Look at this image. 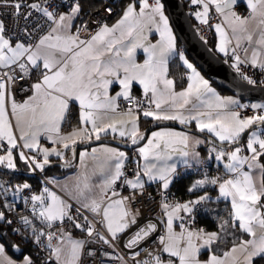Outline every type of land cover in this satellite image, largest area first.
Instances as JSON below:
<instances>
[{"label": "snow or ice", "instance_id": "snow-or-ice-1", "mask_svg": "<svg viewBox=\"0 0 264 264\" xmlns=\"http://www.w3.org/2000/svg\"><path fill=\"white\" fill-rule=\"evenodd\" d=\"M189 2L196 6L192 15L218 34L217 51L228 58L225 63L230 62L247 84L255 85L247 69L264 75V0H245L247 15L236 12L239 0ZM0 7H12L13 15L24 21L21 25L17 19L16 28L11 29L0 19V167L18 171V158L30 173L44 172L52 165L51 157H56L61 167L71 168L77 145L108 135L114 139L118 135L135 146L146 139L139 130L142 116L155 122H194L199 132L214 138L208 141L210 156L223 162L225 170L223 176L196 180L187 190L193 198L176 201L170 192L178 174L174 158L189 168L193 162L203 163L196 151L204 143L199 138L172 129L151 132L136 149L144 163L136 162L133 178L126 172L129 158L124 151L108 146L85 148L79 152L80 168L73 176L63 183L55 177L47 179L39 194L24 197L32 218L18 219L30 231L28 238L48 252L43 264H81L82 256L94 257L100 250L86 248L87 244L114 248L122 241L132 264L264 262V103L249 105L219 95L177 48L161 0H128L116 23L94 21V29L88 21L74 23L81 18L79 0H0ZM104 11L111 15L113 10L106 7ZM213 12L219 22L210 24ZM153 33L159 34L156 42L150 39ZM138 50L145 54L143 62L137 60ZM173 55L188 70L187 84L180 90L169 76ZM18 84L21 91L30 93L22 101L15 97ZM116 85L119 91L112 94ZM137 85L142 99L133 95ZM121 101L132 106L122 109ZM73 104L78 106L79 126L64 134L62 125L68 122ZM247 109L257 111L242 115L241 110ZM42 139L53 147L44 146ZM66 152L72 153L71 159ZM149 183L159 184L162 235H156L158 223L151 220L140 226L141 213L133 207ZM31 187L25 182L10 192V186L0 183V206L14 212L15 198ZM120 188L131 191L124 195ZM210 189L216 192V201L229 202L231 209L227 219L217 217L218 230L212 232L192 227L197 215L213 202ZM85 212L101 217L95 223L103 232ZM0 223L11 226L13 220L0 211ZM66 223L84 232L87 239L72 238L64 231ZM12 231L21 234L19 228ZM245 235L249 238L244 239ZM13 249L22 259L9 258L0 243V264H36L19 246ZM202 250L208 252L205 260L200 259ZM118 259L129 264L124 257Z\"/></svg>", "mask_w": 264, "mask_h": 264}, {"label": "built area", "instance_id": "built-area-1", "mask_svg": "<svg viewBox=\"0 0 264 264\" xmlns=\"http://www.w3.org/2000/svg\"><path fill=\"white\" fill-rule=\"evenodd\" d=\"M100 2V5L93 11H90L87 15V18L85 21H88L90 26L94 29L96 27V24L94 21H103L104 23H108L111 21L119 12L120 5L119 2L121 0H97ZM28 2H31V0H28ZM192 6V5H191ZM106 7L112 8V14L109 15L104 11ZM196 6H192V10L195 11ZM236 11L240 14H247V9L245 8H237ZM14 9L12 7H0V19L4 20L6 25L14 29L17 26V19H19V24L23 25L24 21L22 18H17L13 15ZM219 19L213 15V17L210 19V24H213L215 22H218ZM197 31L198 34L201 36L202 39H204L206 42H209L213 39V34L211 31V28L208 25L201 24L198 22L197 24ZM228 58L223 56V60L226 61ZM230 64V62H229ZM247 73L249 76H251L254 80L257 81L256 85H260L264 87V84H261V81L264 80V75L260 73L258 69L249 68L247 69ZM34 79V77H33ZM23 84L24 88L26 89L28 87L26 82H20ZM27 95H30V93L26 91L20 90V84L17 85L15 90V97L18 101H22L27 97ZM137 98L142 99V94L135 95ZM256 103L255 100H246L244 104H252ZM132 105L127 104L126 102L121 103V108L125 109L127 107H130ZM257 110L254 109H247V110H241L242 115H248L251 116L256 113ZM141 118H145L142 117ZM246 142V140H244ZM135 167V163H128L126 165V172L129 174V178H133L131 173L133 168ZM203 172H211L214 176H223L224 175V169L218 166L215 167H199L194 168L190 167L186 170L184 169L182 172H179L176 176V178H180L181 176H189L192 174L197 173H203ZM39 178L42 183V187L44 186V181L47 180L45 176H43L39 170L34 172ZM0 183H4L6 186H10L9 180L0 173ZM50 185V184H48ZM31 191H25L23 192L20 197L15 198V211L9 212L6 209H4L2 206H0V211H5L7 218L13 220V224L11 225L13 228H19L21 230V234H17L14 232V240L20 244V245H26L34 250V256L32 257L36 264H43V261L48 255V252L44 250L43 248H38L30 238V231L26 229L20 222L19 217L22 215H27L31 219V205L25 206L24 203V197H30L32 194H37L40 192V190L31 185ZM42 189V188H41ZM10 192L12 188H9ZM122 194L128 195L131 191L130 189L120 188L119 189ZM171 192V191H170ZM172 198L176 201H185L188 199H184L181 196H179L176 192L173 193ZM11 200V196L9 197ZM160 193H159V184L152 183L150 186H147L145 189V192L142 196H138L136 201L133 204V207L135 209H138L141 213L139 219V225L143 226L146 224L149 220H151L154 223H158V219L163 217L162 210L160 208ZM85 215H88V218L90 221H92L97 229L101 232L104 231V229L101 227L100 224H96L95 222L100 220V216H95L93 214L85 212ZM37 227H39V222H34ZM65 232H70L76 236L82 237L83 240H86V234L79 229H75L70 223H66L64 226ZM192 227L200 228L198 224L194 223ZM159 231L156 233V235H162L164 230V225L158 223ZM155 239V236L153 237ZM126 241L118 242L114 248H109L107 245H99V244H87L86 248L90 249H100L96 252V255L94 257L89 256H82L81 257V264H122V262L118 259V257H124L126 260L129 261V264H132V261L130 260V254L127 249L123 247V243ZM151 243V241H150ZM155 247V245H153ZM105 252H107L109 255H105Z\"/></svg>", "mask_w": 264, "mask_h": 264}, {"label": "trees", "instance_id": "trees-1", "mask_svg": "<svg viewBox=\"0 0 264 264\" xmlns=\"http://www.w3.org/2000/svg\"><path fill=\"white\" fill-rule=\"evenodd\" d=\"M127 1L128 0H121L119 2L120 10H119L118 14L121 12L123 6H125V3H127ZM184 1H185V8L187 10H189V8L191 6L188 5L187 0H184ZM79 2H80L81 7H82L81 18L79 19V24H80L81 20H83V21L86 20L87 15L90 11L95 10L100 5V2L97 0H79ZM191 17H192L194 25L197 26V22L194 19L193 15H191ZM213 41L214 40L212 39L211 41L208 42V44L211 48H213L215 50L214 45H213V43H214ZM178 45L180 47H182L180 41H178ZM185 56L195 65V67L206 78L209 79V81L212 83V85L216 89H218V91H220L223 94H230L226 90L220 88L214 81H212L207 75H205L187 54H185ZM187 71L188 70L186 69V66H184V64L180 63L179 57L178 56L174 57L172 62H171V66H170V74L172 75V77H174L178 88L184 87V85L186 83ZM78 125H79L78 110L76 107L72 106V113L69 117L68 122L64 124V129L67 130L70 128H74ZM142 125H143V128L145 129V131L151 126V124L146 119L142 120ZM173 126H175L177 128L186 129V130L194 129V128H190L187 126L180 125L178 123H174ZM209 137L211 139V136H209ZM104 139L115 140V141H110V142L115 143V144L125 148L130 153H133L135 151V149L128 147V145H126V143L122 140L110 138V136H104ZM211 140H213V139H211ZM215 142L217 144H219V142H217V141H215ZM68 154L71 158L72 153L68 152ZM16 163H17V167L19 169L18 171H13V170H9V169H6V170L0 169V173L3 174L9 180L10 187L14 188L15 186H18V185H21V184L27 182L30 185L37 187L41 191L42 183L40 181V178L36 174L30 173L27 170L26 166L23 164V162L19 161L18 158L16 160ZM59 163L61 164V162H59ZM60 164H58L56 166L51 165L49 167V169H47L46 174H45L46 179H50L53 176L66 175L73 168H75V165H73V167H71V168H64V167H61ZM202 175H203V173H197V174L189 175L187 177L181 176L180 178H175V181L170 186V191L173 193L176 192L179 196H181L184 199H191L193 197L191 196V194L188 193L187 190L196 180L201 179ZM210 191H211V189H210ZM211 194L216 195V192L211 191ZM230 211H231V209H230L229 202H226L223 200L216 201V199L213 198V202H211L207 205L206 210H202L197 215L195 223L198 224V226L200 228H204L207 231H217L219 223H220V220H218L217 217L219 216L221 218L227 219ZM12 229H13L12 226H8L7 224L0 223V240L5 245L6 251L10 255L20 259V258H22L21 253L15 252L13 249V245H18L23 249L22 252L24 254H28V255H31L33 257L34 256V250L32 248H30L26 245H20V244L16 243V241L13 238L14 232L12 231ZM237 235H239V233H237ZM225 247H230V244L221 245V248H225ZM204 255H208V252L204 253ZM261 264H264V262H261Z\"/></svg>", "mask_w": 264, "mask_h": 264}, {"label": "water", "instance_id": "water-1", "mask_svg": "<svg viewBox=\"0 0 264 264\" xmlns=\"http://www.w3.org/2000/svg\"><path fill=\"white\" fill-rule=\"evenodd\" d=\"M161 2L166 8L172 26L184 51L205 75L214 81L220 88L238 97L240 100H256L264 103V87L256 84H247V82L242 80L235 70L230 67V64L225 63L223 58L209 46L208 42L201 38L193 23L190 13L184 7V1L161 0ZM173 125L174 123L172 122L154 124L146 131L145 137L147 139L153 129ZM246 137L247 133H245L244 140ZM146 139L144 141H140V143L135 146L128 143H126V145L132 149H136L140 147ZM110 141L115 140L101 139L100 141H93L91 144L77 145V156L73 161V165L77 163L78 153L81 149ZM58 164L60 163L53 162L52 166H56ZM0 169L6 170V168L3 167H0ZM47 169H49V167L46 168L44 172L40 173L45 176Z\"/></svg>", "mask_w": 264, "mask_h": 264}, {"label": "crops", "instance_id": "crops-1", "mask_svg": "<svg viewBox=\"0 0 264 264\" xmlns=\"http://www.w3.org/2000/svg\"><path fill=\"white\" fill-rule=\"evenodd\" d=\"M127 3H128V1H127ZM127 3H125V5H126ZM162 4H163V3H162ZM163 5H164V4H163ZM124 7H125V6H123V8H124ZM123 8H122V9H123ZM237 8H245V9H247V14H248V12H249V9L247 8V5H246L245 0H239L237 6H236V8H235V10H236ZM190 12L192 13L193 10H191ZM236 12H237V11H236ZM121 13H122V10H121V12H120L119 14H117V15H116L111 21H109L107 24L112 25V24L116 23V21L120 18ZM237 13H238V12H237ZM164 14L168 17V19H169V25H170V27L172 28L173 34H174V35L176 36V38H177V48H178L179 50L183 51V53H184V55H185L186 52L184 51L183 47H180V46L178 45V41H179V39H178V37H177V35H176V32H175V30H174V28H173V26H172V23H171V21H170V18H169V16H168V13H167V11H166L165 6H164ZM214 14H215L214 12L211 13V17H213ZM238 14H240V13H238ZM247 14H240V15H247ZM193 17H194V19L196 20V22H199V21L195 18L194 15H193ZM218 22H219V21H218ZM74 23L77 24V25H79V19L76 20ZM215 23H217V22H215ZM215 23H213V24H215ZM211 31H212V34H213V40H214V41H213V42H214L213 45H214L215 51L217 52L218 55L222 56V58H223L224 55H223L222 53H219V52L217 51L218 34L215 32V29H214V28H211ZM150 39L152 40V42H156V40L159 39V34H158V33H153V34L150 36ZM181 46H182V45H181ZM174 57H176V55H173L172 57H170V59H169V65H168V67H169V76H170V78H173V79H174V77H172V75L170 74V66H171V62H172V60H173ZM144 58H145V54L142 52V50H138V52H137V60H138V62H143ZM186 58H187V57H186ZM187 59H188V58H187ZM180 63L183 64V61L180 60ZM203 77H204L205 79L209 80V79L206 78L204 75H203ZM34 79H35V77H34ZM174 80H175V79H174ZM209 82H210V81H209ZM186 84H187V80H186V83H185L184 87L186 86ZM210 84H211V86L216 90V92H217L219 95L224 96V97H228L229 95H232V94H223V93H221L220 91H218V89H216V88L212 85L211 82H210ZM176 85H177V83H176ZM181 88H183V87H181ZM181 88H178V87H177V90H180ZM116 91H119V87H118V85L113 86V88L111 89V93H112V94H115ZM138 94H142V90H141V88L137 85V86H135V88H134V90H133V95H138ZM233 96H234V95H233ZM235 97H236V96H235ZM236 98H237L241 103H244V102H245V101H243V100H240L238 97H236ZM255 101H256V100H255ZM122 102H123V101H121V103H122ZM256 103H263V102L256 101ZM72 106L76 107L77 110H78V106H77V105L73 104ZM78 116H79V113H78ZM143 119H146V120L151 124V126L154 125V124L163 123V122L178 123V122H175V121H162V122H155V121H153L151 118H140V121H139V130H140V132L143 133L144 135H145L146 131H147L151 126L145 131V129L143 128V125H142V120H143ZM178 124H179V123H178ZM180 125H181V124H180ZM78 126H79V125H78ZM78 126H76V127H78ZM183 126H187V127L194 128V129L186 130V129H182V128H177V127H175V126H164V127H160V128L153 129L151 132H153V131H157V130H159V129H172V130H176V131L187 132V133H189V135H191V136H193V137H196V138H199L200 140L204 141V143H202L201 145L197 146V148H196V151L199 153V158H200V160H201L203 163L196 164V163L193 162L191 167L199 168V167H215V166H218V167L223 168V162H218V161H216V160L214 159V157H211V156H210V149H211V147H212V144L209 143L208 141L211 140V139H214V138L211 136V134L207 133L206 131L203 132V133L199 132V131L197 130V128H196L194 122L191 123V124H188V125H183ZM74 128H75V127H74ZM72 130H73V128H70V129L65 130V129H64V124L62 125V133H64V134H68V133H70ZM151 132H150V134H151ZM150 134H149L148 136H150ZM202 134H203L204 136H203ZM108 136H110V138H113L112 135H108ZM209 136H211V139H210ZM101 139H104V136H102ZM115 139L122 140L121 138L118 137V135L116 136ZM122 141H123V140H122ZM216 141L219 142L218 140H216ZM124 142L130 144L129 141H124ZM41 143H42L44 146H46V147H49V148L53 147V145L50 144L47 140H43V139H42ZM145 143H146V141H145L141 146H143ZM219 143H220V142H219ZM100 146H108V147H112V148H117V149L120 150V151H124V152L127 154L128 158H129L128 161L126 162V165H127L128 163H131V162L136 164L137 161H138L141 165H143V163H144V161H143L142 159L139 158V156H138V154H137V152H136V149H137V148L135 149V151H134L133 153H130L128 150H126L125 148H123V147H121V146H119V145H117V144H115V143H112V142H103V143H100V144H97V145H93V146H91V147H88L87 149L90 151L91 148H94V147H100ZM141 146H140V147H141ZM83 150H84V149H81L80 151H83ZM80 151H79V152H80ZM66 158L71 159L70 156H69V154H68V152H66ZM179 159H180V158H178V157L174 158V160H176L177 163H178V173H179V172H182L184 169L186 170L187 168H189V167H185L183 164L179 163ZM51 161H52V162H61V161H58L56 157H51ZM79 168H80V163H79V153H78V160H77V163L75 164V168H73V169H72L69 173H67L66 175L53 176V177L57 178L61 183H63V182L66 180L67 177H71V176H73V175L77 172V170H78ZM223 169H224V168H223ZM224 171H225V170H224ZM205 175H207L208 177H214V175H213L211 172H203V175H202L201 179H202ZM51 178H52V177H51ZM145 179H146V178H145ZM174 181H175V180H174ZM151 184H152V183L146 184V187H147V186H150ZM48 187L51 188V189L54 190V191H58V189H57L55 186H53L52 184L48 185ZM39 193H40V192H38L37 194H39ZM58 194L63 195L65 199L68 198L66 195H64V193H60L59 191H58ZM212 196H213V198L215 199L216 195H212ZM226 202H227V201H226ZM176 230L179 231V228H177ZM209 232H212V231H209ZM68 233L71 234L72 238H74V239H77V240H83L82 237H80V236H76V235H74V234H72V233H70V232H68ZM248 238H249V237H248L247 235L244 236V239H248ZM0 243H2L1 240H0ZM16 243H17V242H16ZM2 244H3V243H2ZM17 246H18V245H17ZM230 246H231V245H230ZM19 248H20L21 250H23L20 246H19ZM5 249H6V248H5ZM206 252H207V251L202 250V253H201L200 259L205 260V259L208 258V255H204V253H206ZM6 255H7L9 258H11V259H13V260H16V261H19L20 259H22V258L18 259V258H16V257L10 255L7 251H6ZM30 256H31V255H30Z\"/></svg>", "mask_w": 264, "mask_h": 264}, {"label": "bare ground", "instance_id": "bare-ground-1", "mask_svg": "<svg viewBox=\"0 0 264 264\" xmlns=\"http://www.w3.org/2000/svg\"><path fill=\"white\" fill-rule=\"evenodd\" d=\"M182 1H184V0H182ZM188 1V5L189 6H191L190 5V2H189V0H187ZM184 7H185V1H184ZM186 9V8H185ZM187 10V9H186ZM192 10V6L189 8V10H187L189 13H190V15H192V13L190 12ZM192 18V17H191ZM197 24H198V22H197ZM196 27V29H197V26H195Z\"/></svg>", "mask_w": 264, "mask_h": 264}, {"label": "rangeland", "instance_id": "rangeland-1", "mask_svg": "<svg viewBox=\"0 0 264 264\" xmlns=\"http://www.w3.org/2000/svg\"><path fill=\"white\" fill-rule=\"evenodd\" d=\"M186 57V56H185ZM187 59V58H186ZM190 63H192L189 59H187ZM193 64V63H192ZM194 65V64H193ZM195 66V65H194ZM198 70V69H197ZM199 71V70H198ZM200 72V71H199ZM201 73V72H200ZM201 75L203 76V74L201 73ZM229 96H231V97H234L235 99H237L235 96H233V95H229Z\"/></svg>", "mask_w": 264, "mask_h": 264}]
</instances>
